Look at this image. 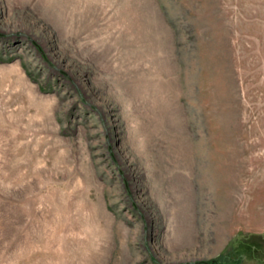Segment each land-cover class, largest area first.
Here are the masks:
<instances>
[{
    "label": "rangeland",
    "instance_id": "rangeland-1",
    "mask_svg": "<svg viewBox=\"0 0 264 264\" xmlns=\"http://www.w3.org/2000/svg\"><path fill=\"white\" fill-rule=\"evenodd\" d=\"M264 264V0H0V264Z\"/></svg>",
    "mask_w": 264,
    "mask_h": 264
},
{
    "label": "trees",
    "instance_id": "trees-1",
    "mask_svg": "<svg viewBox=\"0 0 264 264\" xmlns=\"http://www.w3.org/2000/svg\"><path fill=\"white\" fill-rule=\"evenodd\" d=\"M233 262H236L235 260H232V261H228V263H226V262H222V260H220V261H217V262H215L214 261V264H230V263H233Z\"/></svg>",
    "mask_w": 264,
    "mask_h": 264
}]
</instances>
